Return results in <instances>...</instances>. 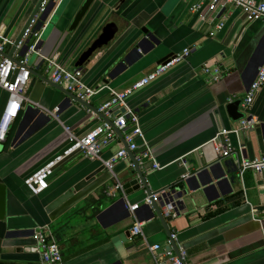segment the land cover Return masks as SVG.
Masks as SVG:
<instances>
[{
  "label": "crops",
  "instance_id": "crops-1",
  "mask_svg": "<svg viewBox=\"0 0 264 264\" xmlns=\"http://www.w3.org/2000/svg\"><path fill=\"white\" fill-rule=\"evenodd\" d=\"M84 1L57 0L42 27L40 54L31 53L25 65L31 70L25 94L28 100L22 104L6 139L0 140V181L9 190L7 218L0 220V254L11 261L18 258L43 264L38 251H15L16 244L36 246L34 236L8 238L6 234L49 226L60 245L62 264H155L147 246L166 244L172 232L178 234L176 246L188 251L186 264H264V216H260L264 213V187L258 184L264 173L239 172L243 157L264 156V85L249 109L257 123L239 135L228 133L236 151L222 158L213 142L223 129L239 126L240 120L229 116L226 105L241 97V109L245 110L247 90L264 60V17L250 20L233 3L216 10L203 3L199 9L191 10L190 6L200 0H94L78 31L70 33L68 26ZM37 2L0 0V32L14 39ZM64 9L65 15L58 21L59 17H55ZM108 21H115L119 32L83 68V79L90 86L125 90L164 56L191 48L184 61L128 98V105L139 114L153 156L162 166L153 168L147 161L144 167L152 192L180 184L184 176L217 162L228 171V179L206 193L196 190L195 202L185 203L179 213L173 210L172 217L164 222L144 206L148 193L143 187L131 194L124 189L110 194L116 178L106 167L90 185L48 211L47 205L55 198L105 166L101 160H92L81 152L55 168L43 193L34 194L24 184L29 174L70 144L66 128L83 135L102 122L97 113L82 104L59 108L63 94L53 85L52 68L45 57L72 67L92 36ZM221 22L225 25L218 30L216 26ZM145 27L156 34L161 44L140 52L136 47L145 35ZM86 29L91 32L89 36L84 34ZM12 50L13 45L8 46L7 54ZM20 50H13V58L23 65ZM121 61L125 67L114 72ZM206 64L222 69L219 80L202 71ZM110 95L108 89H103L89 102L99 107ZM8 97L0 87V121ZM56 108L59 111L53 114ZM136 140L143 147L144 141ZM123 145L125 140L115 139L104 150L103 158H110ZM132 165L130 154L117 162L115 172L122 182ZM220 170L216 167L218 173ZM135 203L140 204L136 215L143 221L144 237L131 240L136 218L128 204Z\"/></svg>",
  "mask_w": 264,
  "mask_h": 264
},
{
  "label": "built area",
  "instance_id": "built-area-1",
  "mask_svg": "<svg viewBox=\"0 0 264 264\" xmlns=\"http://www.w3.org/2000/svg\"><path fill=\"white\" fill-rule=\"evenodd\" d=\"M203 3H207L211 10H216L219 7L223 8L226 4L233 3L241 7L248 14L250 20L264 17V1L200 0L191 5V10L199 9ZM45 6L46 3L43 4L39 13L32 18L21 40L17 44V47L21 48L26 40L33 35L29 49L26 54L23 55V65L18 64L7 54L8 46H14L16 42L15 39L0 32V87L9 93V99L3 109L0 121V140L6 139L12 123L20 114L22 104L25 100H28L25 94L30 84L31 70L25 65L29 62V55L31 53L40 54L39 45L44 33L42 29L44 24L38 30H34V28L40 13L45 10ZM224 25L225 22H221L216 27L218 30H221ZM190 52L191 48H185L182 52L174 54L168 58L165 63L155 66L144 78L123 92H117L108 85L90 86L83 79L84 71L82 69L63 66L60 65L55 58L45 57L49 67L52 68V81L62 85L84 100L90 101L103 89L109 88L111 95L100 104L99 111L103 112L106 116L113 117V123L111 124L108 121L102 120L100 124L83 135H76L71 132L69 128H66L70 135V144L24 179V184L28 190L34 194H40L45 191L49 185L50 177L54 174L55 168L75 152H81L92 160H101L105 167L113 173L116 178V184L111 188L110 194H114L117 189L123 190V182L115 172V166L118 161L128 156L129 150L135 153V159L139 162L141 167L144 168L147 165V161H151L153 168H161L160 164L155 160L152 149L145 139L139 114L134 108L128 105V98L137 90L145 87L165 74L170 68L184 61ZM202 71L212 74L213 80H219L222 73V69L219 66L211 68L209 64L202 66ZM263 85L264 63L258 68L257 76L247 92L243 103L245 110L251 107L258 90ZM115 108L117 109L115 110ZM58 111L59 108H56L53 114H57ZM255 123H257V121H255L253 117L251 119L245 117L240 120L239 126L233 128V130L227 131L223 129L220 131L213 140L218 155L224 158L236 151V148L227 137L228 133L235 132L239 135L243 129L252 128ZM117 138L125 140L126 145H123L110 158L104 159V150ZM137 138L144 141L143 147L140 148L136 140ZM243 147L244 146L240 143L241 150H243ZM247 170H253L257 174H263L264 157L255 159L243 157L239 162V172L243 175ZM161 194L162 192H153L145 198L144 203L151 205ZM139 207L140 204L138 203L128 204L130 212L136 218L131 228V240L136 236L144 237L143 221L138 219L136 215V210ZM172 211V208H166L164 214L169 217L172 215ZM34 237L36 239L37 251L40 253L43 264H62L63 256L60 245L49 226L38 227L35 230ZM177 240V232H172L166 244L155 243L147 246L155 264L186 263L188 251L183 247L176 250L174 248V242Z\"/></svg>",
  "mask_w": 264,
  "mask_h": 264
},
{
  "label": "water",
  "instance_id": "water-1",
  "mask_svg": "<svg viewBox=\"0 0 264 264\" xmlns=\"http://www.w3.org/2000/svg\"><path fill=\"white\" fill-rule=\"evenodd\" d=\"M121 1L125 3L128 0H121ZM256 1L260 2V0H256ZM44 3H46L45 10L40 13L34 30L40 29L42 25L47 21V19L50 17L51 13L54 11L57 5V0H38V2L33 7V10L29 14L27 20L21 26L19 32L14 38L16 42H15V45L13 46V50L17 47V44L21 40L30 21L32 20L33 17H35L37 13H39ZM93 3H94V0L84 1V3L81 5V7L78 9L75 16L73 17L70 25L68 26V29H67L68 32L75 33L78 31L82 23L85 21L87 14L90 8L92 7ZM66 9H64L60 15L58 14L57 16L59 17L58 21L62 19V17H64L66 13ZM118 32H119V26L115 21H108L106 24H104V26L100 29V31L96 35L92 36L89 42V45L77 56L78 58L75 64L72 66V68H79L83 70V68L89 62H91L92 58L95 56L97 52H99L103 47L109 45L115 39ZM142 32L145 35L139 39L136 50L139 49L140 52H146L148 50L154 49L156 45L161 44V40L156 36V34L150 31L149 28H146V27L142 28ZM84 34H88L89 36L91 32L90 30L86 29ZM32 38H33V35H31L21 47L20 52L22 55H25L27 50L29 49V45H30ZM146 47H149V48L146 49ZM13 50L10 53H8V55L12 58H13ZM171 56L173 55L164 56L158 61V64L165 63L168 60V58H170ZM263 63H264V60L260 62L259 67L262 66ZM122 65H124V61H121L118 65H116L114 72H116ZM123 67H125V65ZM32 72L34 71L32 70ZM145 76H143L142 78H144ZM142 78H140L139 80H141ZM139 80H137L136 82H138ZM136 82H134V84ZM53 85L56 88H58L63 94L59 108L63 106L70 107L72 105H75L76 103L82 104L86 108L92 109L103 120L108 121L111 124L113 123V117L106 116L103 112L99 111V107L93 106L89 101L80 98L75 93L64 88L62 85H59L56 83H54ZM105 89L109 90V88H105ZM125 90H122V91L116 90V91L123 92ZM248 91L249 89L247 90V92ZM8 96H9V93H8ZM242 101L243 99L241 97H238L236 99H232L226 105V109L229 113V116L233 120L238 121V122L242 118L247 117L248 119H251L253 117L249 113L250 108L244 111L241 109ZM116 109L117 108H115V110ZM225 130L231 131L233 130V128L225 129ZM241 144L244 146L242 142ZM129 154L133 160V165L131 168H128L126 172L124 173L123 189L125 190L126 194H131L134 190H138L140 187H143L147 191L148 195H151L153 192L149 188L148 178L145 175L144 168L141 167L139 162L135 159V153L133 151L129 150ZM250 159H255V158H250ZM218 166L219 168H221L220 173L216 171V167ZM104 168L105 166H102L101 168L93 171L92 173L87 175L85 178L80 180L78 183H76L69 190H67L66 192H64L57 198H55L52 202H50L47 205L48 211L51 212L55 210L61 204H63L66 200L74 196L77 192L81 191L83 188L90 185L93 181H95L97 174L100 171H102ZM227 173L228 171L225 169L224 165L221 162H217V164L208 166L206 168H201L200 170H197L195 173L191 174V176L184 177L180 181V184H176L172 187L164 188V190L162 191V194L159 196L157 200L153 201L151 205L144 203V206L151 208L154 214L157 215L164 222L168 220L170 217H172V215L166 218L162 210L163 208H172V210L179 213V210L184 207L185 203L195 202V197L193 193L196 190L202 189L206 193L209 189L215 186H219L224 179H228L226 178ZM258 184L264 187V179H261ZM8 191L9 190H8L7 184L4 183L3 181H0V220L2 221H5L7 218ZM260 216H264V213H261ZM35 230L36 229H32L30 230V232H26L28 230H16L15 232H13L12 230L8 232V234L6 235L8 238H19V237H24V236L33 237L35 234ZM15 246H16L15 251L17 253L37 251V246L32 247V246H23V245H17V244ZM174 248L176 250L179 249V247L176 246V244L174 245ZM14 260L16 261L4 259L3 256L0 254V264H34V263L26 262V261H20V259L18 258Z\"/></svg>",
  "mask_w": 264,
  "mask_h": 264
},
{
  "label": "rangeland",
  "instance_id": "rangeland-1",
  "mask_svg": "<svg viewBox=\"0 0 264 264\" xmlns=\"http://www.w3.org/2000/svg\"><path fill=\"white\" fill-rule=\"evenodd\" d=\"M55 18H57V16L55 17ZM54 22V21H53ZM47 35V34H46Z\"/></svg>",
  "mask_w": 264,
  "mask_h": 264
}]
</instances>
